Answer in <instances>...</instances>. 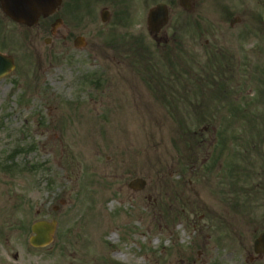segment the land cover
<instances>
[{
  "label": "rangeland",
  "instance_id": "1",
  "mask_svg": "<svg viewBox=\"0 0 264 264\" xmlns=\"http://www.w3.org/2000/svg\"><path fill=\"white\" fill-rule=\"evenodd\" d=\"M157 2L170 22L153 36ZM144 4L119 23V11L103 24L99 9L82 10L65 38L50 33L57 15L30 29L0 24V52L15 65L0 79V264H132L138 249L140 264H264L256 232L236 229L239 213L255 217L264 171V12L242 28L213 0L190 11ZM197 115L204 146L189 149L179 120ZM99 209L100 249L89 229ZM39 220L56 230L34 249Z\"/></svg>",
  "mask_w": 264,
  "mask_h": 264
},
{
  "label": "flooded vegetation",
  "instance_id": "2",
  "mask_svg": "<svg viewBox=\"0 0 264 264\" xmlns=\"http://www.w3.org/2000/svg\"><path fill=\"white\" fill-rule=\"evenodd\" d=\"M136 0H61L60 5L56 9L55 15H57L53 22L56 19H59V26L54 30L53 33L57 34V29H61L62 36L67 37L70 35L72 25H74L78 20L77 15L78 12L86 9V10H94L99 9L100 11L107 12V16L110 19L112 13L114 11H129L132 8H136V5H133V2ZM146 0H140V5L142 6ZM205 0H189L190 8L198 3H202ZM214 4H219L223 13V17L226 23L231 27H252L254 24L253 18L257 15V12L260 10H264V0H213ZM179 3V0H178ZM145 5V4H144ZM112 12V13H111ZM54 15V14H53ZM52 17V16H50ZM49 18V17H48ZM6 21L10 23V25H15L10 19L5 16L1 11L0 6V24ZM261 23L264 24L262 20ZM51 25V24H50ZM1 29V28H0ZM246 34L247 36L250 34L247 30H242L240 35ZM258 180L256 183V193L255 196V204L253 207V212L255 217H253V221L249 220H242L247 214L245 211L239 213V222L245 223L244 225H239L236 227L237 230L239 228L243 229L244 232L249 233V230L256 232V237L264 232V171H260L257 174ZM248 201L249 197L245 198ZM243 206L246 207L247 205L243 202ZM225 218V217H224ZM249 222V223H247ZM247 223V224H246ZM252 226V228L247 229L248 226ZM247 226V227H246ZM255 237V238H256ZM254 238V239H255ZM256 257L258 259H263L264 261V254H257Z\"/></svg>",
  "mask_w": 264,
  "mask_h": 264
},
{
  "label": "water",
  "instance_id": "3",
  "mask_svg": "<svg viewBox=\"0 0 264 264\" xmlns=\"http://www.w3.org/2000/svg\"><path fill=\"white\" fill-rule=\"evenodd\" d=\"M1 7L5 14L11 19L31 26L35 24L42 15L47 17L54 10L59 0H0ZM183 6H187L186 0H181ZM104 19V18H103ZM168 22V12L164 4H157L151 8L147 14V26L150 32L158 33ZM78 40V39H77ZM77 44V41H76ZM13 61L10 57L0 54V78L7 75L13 69ZM144 181L141 179L133 180L129 183L132 188H142ZM55 230V222H37L32 226L35 234L30 238V243L35 247L47 245L52 240ZM255 250H264V234L255 241Z\"/></svg>",
  "mask_w": 264,
  "mask_h": 264
},
{
  "label": "bare ground",
  "instance_id": "4",
  "mask_svg": "<svg viewBox=\"0 0 264 264\" xmlns=\"http://www.w3.org/2000/svg\"><path fill=\"white\" fill-rule=\"evenodd\" d=\"M124 196L126 197L127 195L124 194ZM97 216L96 218L94 219V221L91 223L89 229H90V236L95 244V247L100 249V246H101V243H100V236L101 234L106 230L108 229V226H106L105 224V213L104 211H101V209L97 210ZM111 228V225L110 227ZM142 231H138L136 234L133 235V240L134 241H141L142 240ZM110 239L112 240H115L116 239V234L113 233L112 236L110 237ZM131 239V241H132ZM130 251H132V246L130 247H127ZM117 256H120L117 255ZM122 256V255H121ZM120 256V257H121ZM141 253H140V250L138 249V251H132V254L131 256L127 259L129 262H131L132 264H140L141 263ZM166 264H174V261L173 260H169L167 261Z\"/></svg>",
  "mask_w": 264,
  "mask_h": 264
},
{
  "label": "trees",
  "instance_id": "5",
  "mask_svg": "<svg viewBox=\"0 0 264 264\" xmlns=\"http://www.w3.org/2000/svg\"><path fill=\"white\" fill-rule=\"evenodd\" d=\"M180 68H181V66H180ZM183 108H188V107L184 106ZM200 118H201V116H198L197 115V117H196V119L194 121L193 120L186 121L185 119L179 120L180 128H181L182 132L189 133L188 134V140L185 141V144H184V146L186 148H189V149H193V148H196V149L203 148L202 145H199L200 143L199 144H196V145L193 143L194 141H200L201 140L200 137L193 135L194 133H197V132L201 131V130L196 129V128L193 127V126H197L195 123L198 124V123H201L202 122V120H200ZM19 150H20V147H19ZM189 162H191V161H189Z\"/></svg>",
  "mask_w": 264,
  "mask_h": 264
}]
</instances>
